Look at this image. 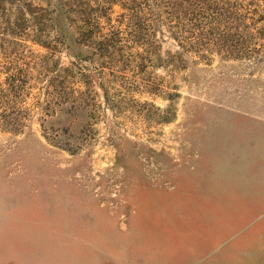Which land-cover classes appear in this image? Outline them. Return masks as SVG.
Returning a JSON list of instances; mask_svg holds the SVG:
<instances>
[{
    "label": "rangeland",
    "instance_id": "rangeland-1",
    "mask_svg": "<svg viewBox=\"0 0 264 264\" xmlns=\"http://www.w3.org/2000/svg\"><path fill=\"white\" fill-rule=\"evenodd\" d=\"M86 1L104 32L127 27L121 0ZM235 1L247 55L181 50L154 26L107 104L87 61L0 0V80L19 70L28 86L22 129L0 127V264H264V0ZM57 68L73 95L45 112Z\"/></svg>",
    "mask_w": 264,
    "mask_h": 264
},
{
    "label": "trees",
    "instance_id": "trees-1",
    "mask_svg": "<svg viewBox=\"0 0 264 264\" xmlns=\"http://www.w3.org/2000/svg\"><path fill=\"white\" fill-rule=\"evenodd\" d=\"M6 1L19 2L30 15L37 14L44 37L48 30L54 33L52 43L45 39L42 41L45 48L52 50L61 44L74 58L72 64L84 60L92 66L107 104L114 103L109 102L113 100V93H110L108 85L118 79H126L117 68H126L142 57L138 50L133 52L129 46L134 44L133 47H141L146 53L156 46L151 41L154 26L165 27L181 50L204 44L215 46L226 57L247 55L245 14L235 0H121V5L127 10L121 14L122 21L126 18L128 25L125 29L109 26L107 32L103 31L101 22L102 8L91 12L86 0H44L45 6H35L33 11L29 10L30 4H26V0ZM144 59L137 61V68L145 65ZM69 73V68H57L51 73L44 92L46 106L41 107L43 111L48 112L52 104L72 97L73 87L67 85V77L72 76ZM25 78L27 76L16 70L0 80L1 128L19 132L23 127L27 110L23 106V98L28 87ZM78 78L84 84L92 82L91 76L84 74L82 69ZM85 94L86 91L78 90L79 99L84 103L88 99Z\"/></svg>",
    "mask_w": 264,
    "mask_h": 264
}]
</instances>
